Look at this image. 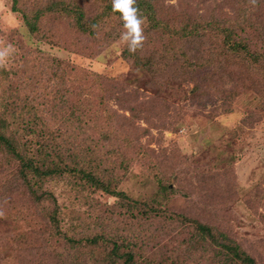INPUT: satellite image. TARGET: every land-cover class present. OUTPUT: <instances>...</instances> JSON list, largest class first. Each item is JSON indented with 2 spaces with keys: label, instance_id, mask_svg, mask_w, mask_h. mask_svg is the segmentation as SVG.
Here are the masks:
<instances>
[{
  "label": "rangeland",
  "instance_id": "374dc122",
  "mask_svg": "<svg viewBox=\"0 0 264 264\" xmlns=\"http://www.w3.org/2000/svg\"><path fill=\"white\" fill-rule=\"evenodd\" d=\"M110 2L0 0V132L76 169L38 202L0 147V264H238L226 242L264 264V0H153L135 52L119 15L93 23ZM202 18L253 46L187 35Z\"/></svg>",
  "mask_w": 264,
  "mask_h": 264
},
{
  "label": "trees",
  "instance_id": "16d2710c",
  "mask_svg": "<svg viewBox=\"0 0 264 264\" xmlns=\"http://www.w3.org/2000/svg\"><path fill=\"white\" fill-rule=\"evenodd\" d=\"M153 0H135V7L138 9V14L142 16H151V13L153 11L152 9V2ZM16 0H14L15 4ZM15 10V8H14ZM16 11V10H15ZM111 14H117L118 12H113L111 8V2L110 5L108 4L107 8L100 12L99 17L95 18L93 20V23H98L100 19L107 20ZM102 15V16H101ZM81 18V17H80ZM77 19V25L79 27H83V24L79 19ZM23 19L27 24V27L29 30L36 31L37 27L35 24V19L30 22L26 14H23ZM244 30V28L239 27V31ZM239 31L236 29V26L231 25L229 20H220L217 18L214 19H200L198 20V23L195 24H189V28H185V33L187 35H195L198 38H202L203 40L213 37L215 34L222 35L224 37V46H227L226 50L224 51L225 54H229V52H237L240 53L242 51H248V48L250 46H253L254 44L250 39L242 38L239 35ZM205 37V38H204ZM250 46H247V45ZM264 44V42H263ZM262 44V46H263ZM256 46V45H255ZM264 47V46H263ZM216 49H219L216 46L210 47L208 50L214 55H217ZM255 48V47H254ZM254 57H264V49L262 50H254L252 51ZM210 55V54H209ZM212 62V61H211ZM154 63V62H153ZM156 65V63H154ZM199 67V66H198ZM90 105V104H87ZM88 108H86V111ZM95 123L91 126L92 129H98L99 133L101 135H105L106 133L110 132V129H113V126L109 127V130L106 132L103 128V125H110L112 124L113 118L111 117H104V115H99L95 119ZM71 120H68V123ZM106 127V126H105ZM0 147L3 148L6 153H12L14 155L13 159H16L19 161V174L21 178V182L25 183L24 185L27 186L29 192L34 196V199L38 202L41 201L43 198L42 191L38 192L39 189L42 187L43 183L47 178L52 176L53 174H58L59 176H62V173L64 171H68L70 173L76 172V169L74 168H68L67 164L63 163V166L58 165V163L53 162L54 155L50 151L41 150L39 153L35 152H18L16 150V144L12 142L11 138L7 137L5 134H2L0 132ZM76 151V152H75ZM77 150H72V154L70 155V159H76L78 158ZM35 153V154H34ZM50 158V159H49ZM87 169L80 168L78 171L83 173V177H86L88 181L91 182V185H94L95 187L101 189L103 192L108 193L113 196H121L123 195L121 192H118L117 190L110 188V183L108 181H105L103 178L96 176L91 170L86 171ZM36 187L35 189L33 187ZM49 222L53 226H57L58 220L55 216V214H52L49 217ZM57 226L56 228H58ZM208 232V228L205 226H201L199 228V232ZM201 232V233H202ZM223 235V234H222ZM209 236L212 237L213 235L211 232H209ZM223 238H228V236L225 234L223 235ZM67 239V238H66ZM78 241V240H77ZM75 241V242H77ZM97 239L92 238L90 240V243L94 244L96 243ZM217 242V241H215ZM222 247L225 250V253L228 254L231 260H237L238 264H256L254 259L249 256L247 253L241 251L238 247V245L232 243V242H226L222 245Z\"/></svg>",
  "mask_w": 264,
  "mask_h": 264
},
{
  "label": "clouds",
  "instance_id": "9594fccd",
  "mask_svg": "<svg viewBox=\"0 0 264 264\" xmlns=\"http://www.w3.org/2000/svg\"><path fill=\"white\" fill-rule=\"evenodd\" d=\"M111 8L113 12L119 13L122 22L123 31L120 34L122 43L129 52H135L144 39L141 28L142 17L135 7V0H111Z\"/></svg>",
  "mask_w": 264,
  "mask_h": 264
}]
</instances>
